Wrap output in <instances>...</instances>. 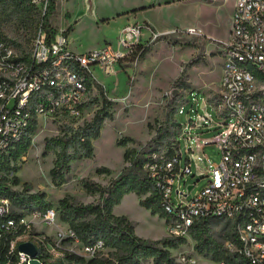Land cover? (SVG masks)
Masks as SVG:
<instances>
[{"label": "built area", "instance_id": "obj_1", "mask_svg": "<svg viewBox=\"0 0 264 264\" xmlns=\"http://www.w3.org/2000/svg\"><path fill=\"white\" fill-rule=\"evenodd\" d=\"M26 1L41 17L30 50L18 52L0 35V182L5 175L3 156L21 140L33 120L73 128L83 125L90 119L88 95L98 82L94 67L105 75H116L115 66L126 59L132 46L144 43L143 25L127 23L115 48L106 43L78 53L63 30L48 37L42 17L58 0ZM231 20L226 39L206 36L220 52L219 87L201 97L188 89L180 100L172 98L177 102L178 123L171 141L173 151L148 153L142 169L153 181L167 213L169 236L189 240L195 220L220 219L232 228L225 243L232 258L215 264H264V0H234ZM171 32L205 36L200 27L191 25ZM187 103L190 110L180 121L178 116ZM208 145L216 147V162L207 155L195 157L197 150L204 153ZM189 176L196 178L188 183ZM10 212V199L0 195V238L22 227L23 233L10 241L8 252L18 264H30L29 256L17 250L20 238L26 235L28 240L32 229L28 217L53 223L56 212L53 208L34 210L19 218L8 217ZM73 235L66 226L58 234L57 244ZM81 248L88 257L105 249L101 240ZM179 261L194 262L186 256Z\"/></svg>", "mask_w": 264, "mask_h": 264}, {"label": "rangeland", "instance_id": "obj_2", "mask_svg": "<svg viewBox=\"0 0 264 264\" xmlns=\"http://www.w3.org/2000/svg\"><path fill=\"white\" fill-rule=\"evenodd\" d=\"M27 6V1L13 0ZM50 7L46 23L58 30H63L69 37L71 48L78 53H85L104 44L117 46V38L123 25L139 23L143 25V45L149 50L138 54L136 46H132L126 59L115 66L116 75H105L98 66L94 74L101 88L91 90L88 95L87 112L89 117L102 105L110 113L105 117L100 129V136L92 140L91 157L75 158L70 162L71 170L68 180L55 185L50 176V169L56 157L54 149L45 151V138L62 134L65 125L39 122L30 134L28 150L16 159H11L10 169L6 173L8 183L14 175L19 183L15 189H28V193L45 194L44 199L53 207L62 197L68 195L82 203H89L98 194H88L82 186L83 179H90L100 185L117 176L128 164L123 155L126 149L138 150L155 135L156 128L164 121L167 103L173 97L181 99L183 91L193 89L192 94L199 97L219 87L221 73V56L213 39H226L232 24L234 0H58ZM145 7V9H141ZM5 7H0V35L11 43L18 52L30 50L32 39L36 33V23L22 25L16 18L4 16ZM40 17V15H39ZM187 25L198 26L205 36L176 34L173 28ZM165 33L155 40V34ZM188 78L183 86L175 84L184 66ZM174 91V93H173ZM106 99L103 100V99ZM190 103L184 105V113L178 116L180 121L186 119ZM207 110L213 114L211 107ZM201 112L204 109H200ZM191 113H194L192 111ZM65 126V127H64ZM169 138L175 127L167 126ZM120 142V144H118ZM182 142V149H183ZM130 155V154H129ZM204 155L216 162V147L208 145L195 152V157L204 159ZM198 164H204L197 159ZM105 166L108 173H96V168ZM196 177L189 176L188 183ZM203 181L199 182L201 185ZM143 197V196H142ZM114 214L125 215L135 222V233L148 239H159L169 236L164 219L152 215L138 204L136 194L131 193L114 207ZM31 228L42 235L57 241L59 233L65 232L66 225L56 216L53 223H44L40 218L32 216ZM213 237L225 247L232 233L228 222L220 219L209 220ZM21 241H26L24 235ZM62 250L77 253L84 262L64 259V264H87L91 257L84 255L78 242L61 244ZM176 264H215L214 261L198 254L194 249V241L186 240L176 249H172ZM59 255L54 252V257ZM186 256L189 261L180 262ZM105 264H123L113 256L112 250L104 249L96 256ZM141 264H153L151 260Z\"/></svg>", "mask_w": 264, "mask_h": 264}, {"label": "trees", "instance_id": "obj_3", "mask_svg": "<svg viewBox=\"0 0 264 264\" xmlns=\"http://www.w3.org/2000/svg\"><path fill=\"white\" fill-rule=\"evenodd\" d=\"M1 6L5 7L4 16L16 18L22 25L38 24L41 20V17L29 3H27V6H22L13 0H0ZM141 9H145V7ZM47 15L42 17V20L50 39L58 29L52 28L46 23ZM161 36L156 37L155 40ZM137 49L139 55L149 50L148 45H138ZM189 67V63L184 66L175 80L176 85L183 86L184 80L188 78L187 69ZM96 86L98 88L102 87L98 82H96ZM103 100L106 101L105 98ZM176 107L177 102L175 99L167 103L164 121L156 128L155 135L140 149L125 150L123 159L128 164L106 185H100L90 179L82 180V186L88 194H98L95 200L82 203L74 197L66 195L58 200L56 207H53L50 201L44 199L45 194L43 192L28 193V189L25 187L22 190L13 188V185L19 183L17 176L11 177L12 181L8 183L9 179L6 173L11 168L9 162L11 159L20 157L28 150L30 134L36 126V121L33 120L21 140L3 156L1 161V168L5 175L2 176L0 182V195L7 196L10 199L11 212L8 217L19 218L34 210L45 212L47 209L53 208L58 220L74 233L73 237L63 238L61 244L74 243L77 240L80 246H84L101 240L104 248L112 250L113 256L117 257L120 263L123 264H141V262L147 260H151L153 264H176V258L171 250L182 245L186 241L185 238L165 236L159 239H148L141 237L135 233L136 224L134 221L123 214L116 215L113 213V208L121 202L124 195L134 193L138 197L140 206L147 209L150 214L163 218L166 223L167 213L161 207L158 191L153 181L143 171L142 163L146 155L155 152V150H164L166 154L172 153L171 141L178 124L175 122ZM105 117H110V113L102 105L83 125L77 128L65 125L67 127L64 126L65 129L62 134L45 138V151L52 149L56 151V157L50 169L53 184L61 185L68 180L71 170L70 162L73 159L91 157L93 152L92 140L100 136V129ZM169 124L175 127L171 138H169V131L167 130ZM108 172L109 169L105 166L96 168L98 174ZM209 220L199 218L192 225L190 236L191 240L194 241L195 251L214 262L222 259L231 260L232 257L227 249L213 237ZM22 233L23 229L20 227L12 235L8 234L0 238V264H18L17 259L9 254L8 250L10 241ZM28 240L35 244L37 258L44 264H64V259L84 262L81 255L62 250L60 243L57 244V241L33 229L28 232ZM54 252L59 255L54 257ZM87 264H105V261L94 256L87 261Z\"/></svg>", "mask_w": 264, "mask_h": 264}, {"label": "water", "instance_id": "obj_4", "mask_svg": "<svg viewBox=\"0 0 264 264\" xmlns=\"http://www.w3.org/2000/svg\"><path fill=\"white\" fill-rule=\"evenodd\" d=\"M17 250L24 252L29 256L30 264H40V261L37 258V247L32 241L26 240L19 242L17 244Z\"/></svg>", "mask_w": 264, "mask_h": 264}, {"label": "crops", "instance_id": "obj_5", "mask_svg": "<svg viewBox=\"0 0 264 264\" xmlns=\"http://www.w3.org/2000/svg\"><path fill=\"white\" fill-rule=\"evenodd\" d=\"M129 194H131V193H129ZM126 195H128V194H126ZM126 195L123 196L122 200L124 199V197H125ZM136 199H137V201H138V197H137V196H136ZM122 200H121V201H122ZM113 211H114V208H113Z\"/></svg>", "mask_w": 264, "mask_h": 264}]
</instances>
